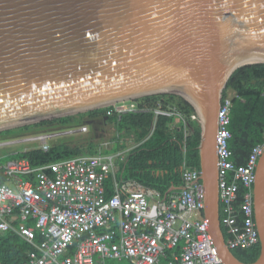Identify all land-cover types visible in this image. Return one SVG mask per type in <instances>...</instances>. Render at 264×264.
Listing matches in <instances>:
<instances>
[{"label": "water", "instance_id": "1", "mask_svg": "<svg viewBox=\"0 0 264 264\" xmlns=\"http://www.w3.org/2000/svg\"><path fill=\"white\" fill-rule=\"evenodd\" d=\"M254 62H264V0H0V131L182 96L205 112L199 171L217 253L225 264H264V151L252 186L259 255L243 262L221 230L215 148L225 84Z\"/></svg>", "mask_w": 264, "mask_h": 264}, {"label": "built area", "instance_id": "2", "mask_svg": "<svg viewBox=\"0 0 264 264\" xmlns=\"http://www.w3.org/2000/svg\"><path fill=\"white\" fill-rule=\"evenodd\" d=\"M235 97L231 91L221 95L215 134L218 193L223 204L220 223L229 235V249L259 241L251 190L264 151L263 135L246 164L233 163L228 146ZM104 108L107 115L118 118L149 110L135 100ZM152 111L155 116H176L184 121L173 108ZM85 129L66 128L0 144L31 143L46 151L52 139ZM125 152L78 155L39 167H31L24 158L0 161L4 177L0 183V234L13 230L33 248L23 264H96L107 258L127 264H161L163 258L168 259L167 264H225L203 216L205 191L200 171L183 163L182 186L163 195L155 188L115 179L117 161ZM109 175L113 193L107 196L105 180ZM238 182L247 190L235 206Z\"/></svg>", "mask_w": 264, "mask_h": 264}, {"label": "trees", "instance_id": "3", "mask_svg": "<svg viewBox=\"0 0 264 264\" xmlns=\"http://www.w3.org/2000/svg\"><path fill=\"white\" fill-rule=\"evenodd\" d=\"M233 91L234 107L231 112L229 129L232 137L229 140L231 159L235 166L244 165L254 145L261 142L264 135V62H254L239 66L228 78L222 95ZM139 107L149 110L116 115H107V108H97L72 115L43 120L33 124L9 128L0 131V141L13 140L28 134L44 133L48 129L62 130L90 124L93 120L113 125L115 138L113 144L101 147L98 139L82 138L70 145L65 138L49 144L48 150H42L33 144L28 149L0 154V161L27 159L31 167H39L50 162L75 157L78 155H95L126 151L122 169L115 174L116 180H134L146 187L155 188L163 195L182 184L181 166L199 170L198 144L201 124L195 116V107L185 98L174 93H157L143 96L136 100ZM173 108L181 114L179 117L157 115L152 109ZM100 133L95 137H100ZM72 136V135H70ZM123 137H130L135 144L127 151ZM26 178V176H24ZM4 177L0 171V183ZM246 188L238 182V198L235 205L243 200ZM107 196L113 193L112 177L105 180ZM223 216V204L219 203V218ZM238 212V221H240ZM225 241L229 238L221 224ZM38 241V237H36ZM33 249L15 231L8 230L0 234V264H23L28 262V251ZM259 242L248 248H233V254L243 262H253L259 255ZM169 256V252H168ZM163 258L161 264H166Z\"/></svg>", "mask_w": 264, "mask_h": 264}, {"label": "rangeland", "instance_id": "4", "mask_svg": "<svg viewBox=\"0 0 264 264\" xmlns=\"http://www.w3.org/2000/svg\"><path fill=\"white\" fill-rule=\"evenodd\" d=\"M231 92H232V94L234 93L233 91H231ZM146 95H148V94H146ZM146 95H143V96H146ZM143 96H138L132 100L136 101L138 99H141ZM195 110H196L195 116L202 122L204 119V115H205L204 110H202L201 108H199L197 106L195 107ZM82 126H84L86 128L84 131H78L76 133L70 134L72 136H70L69 134L65 135V136L70 137V138H65V140L67 141L68 144H70V145L76 144V141H78L79 139H82V138H86V139L92 138L93 140L98 139L100 141L99 145L101 147H108V146H111L113 144L114 138L116 136L115 135L116 131H115V128L113 127V125L107 124V123H101L99 120H93V121H91L90 124H82L78 127L80 128ZM78 127H75V128H78ZM53 131H57V130L54 128L48 129L45 133L53 132ZM99 133L101 134L100 137L95 138ZM29 135H33V134L24 135L23 137H27ZM23 137H15L14 139L17 140V139H21ZM58 139H59V137L52 139L51 142L52 141L54 142ZM5 141H9V140H2V141H0V143L5 142ZM122 141L125 142L127 151L135 146V144L133 143V141L130 137H123ZM31 145H33V144H31V143H24V144L18 143V144H13V145H1L0 144V154L3 153L4 151L14 152L18 149H24L25 150V149H28Z\"/></svg>", "mask_w": 264, "mask_h": 264}, {"label": "crops", "instance_id": "5", "mask_svg": "<svg viewBox=\"0 0 264 264\" xmlns=\"http://www.w3.org/2000/svg\"><path fill=\"white\" fill-rule=\"evenodd\" d=\"M173 117H176V116H173ZM126 153V152H125ZM117 166L119 167V169L117 170V172L116 173H118L121 169H122V162H121V160H118L117 161ZM189 167V166H188ZM181 168H182V166H181ZM115 173V174H116ZM127 181H132V182H135L134 180H127ZM136 184H137V187L138 186H144V185H141V184H139V183H137V182H135ZM251 193H252V190H251ZM236 206V205H235ZM203 216H204V214H203ZM254 216V215H253ZM38 239H39V237H38ZM259 242V241H258ZM251 247V246H250ZM240 248H248V247H240ZM232 250V249H231ZM177 251V250H176ZM167 259V258H166ZM168 260V259H167ZM96 264H127L126 262H116V260H112V259H105V260H103V261H100V260H97L96 261ZM167 264V263H166Z\"/></svg>", "mask_w": 264, "mask_h": 264}, {"label": "bare ground", "instance_id": "6", "mask_svg": "<svg viewBox=\"0 0 264 264\" xmlns=\"http://www.w3.org/2000/svg\"><path fill=\"white\" fill-rule=\"evenodd\" d=\"M196 107V105H194Z\"/></svg>", "mask_w": 264, "mask_h": 264}]
</instances>
